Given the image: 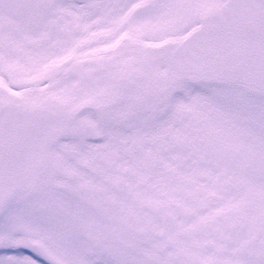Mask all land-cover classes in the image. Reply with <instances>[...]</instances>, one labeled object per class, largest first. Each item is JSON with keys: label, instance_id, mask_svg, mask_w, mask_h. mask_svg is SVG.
I'll return each mask as SVG.
<instances>
[{"label": "snow or ice", "instance_id": "6c2138e0", "mask_svg": "<svg viewBox=\"0 0 264 264\" xmlns=\"http://www.w3.org/2000/svg\"><path fill=\"white\" fill-rule=\"evenodd\" d=\"M0 264H264V0H0Z\"/></svg>", "mask_w": 264, "mask_h": 264}]
</instances>
